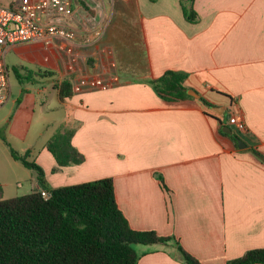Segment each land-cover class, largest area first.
<instances>
[{"label": "crops", "instance_id": "crops-1", "mask_svg": "<svg viewBox=\"0 0 264 264\" xmlns=\"http://www.w3.org/2000/svg\"><path fill=\"white\" fill-rule=\"evenodd\" d=\"M181 1L67 0L52 18L75 30L73 41L8 48L10 77L28 79L16 87L10 79L0 126L17 131L23 114L26 131L35 115L56 133L71 130L82 163L54 171L55 132L25 149L51 187L112 177L133 229L176 238L201 264H226L264 247V0H195L197 22ZM167 70L186 72L197 95L161 98L147 81ZM64 79L73 94L61 99ZM237 111L243 147L231 137ZM29 178L31 192L39 189L37 172ZM138 250V264H186L174 240Z\"/></svg>", "mask_w": 264, "mask_h": 264}, {"label": "trees", "instance_id": "trees-1", "mask_svg": "<svg viewBox=\"0 0 264 264\" xmlns=\"http://www.w3.org/2000/svg\"><path fill=\"white\" fill-rule=\"evenodd\" d=\"M194 1H181L191 22L199 20ZM27 72L30 77L39 73ZM16 77L20 82L28 79L19 71ZM187 77L186 72L167 70L147 82L161 98L175 102L192 97L184 84ZM59 89L61 99L73 94L70 80H62ZM72 135L71 130H59L49 140L47 147L58 163L54 171L85 160L72 144ZM239 136L238 132L231 135L237 145ZM10 152L15 160L37 172L39 189L5 198L0 183V264H138L139 245L167 244L171 240L186 264H201L176 238L133 229L118 206L112 177L51 187L43 167L29 159L30 150L20 153L11 147ZM43 191L49 196L45 197ZM258 263L264 264V247L250 249L226 264Z\"/></svg>", "mask_w": 264, "mask_h": 264}, {"label": "built area", "instance_id": "built-area-1", "mask_svg": "<svg viewBox=\"0 0 264 264\" xmlns=\"http://www.w3.org/2000/svg\"><path fill=\"white\" fill-rule=\"evenodd\" d=\"M67 0H21L18 6L0 4V106L7 100L10 75L6 65V52L17 44L41 42L50 44L56 39L73 41L75 30L53 21L56 14L68 10ZM53 17V18H52ZM238 133L247 132L241 112L229 118ZM45 197L49 193L43 191Z\"/></svg>", "mask_w": 264, "mask_h": 264}, {"label": "rangeland", "instance_id": "rangeland-1", "mask_svg": "<svg viewBox=\"0 0 264 264\" xmlns=\"http://www.w3.org/2000/svg\"><path fill=\"white\" fill-rule=\"evenodd\" d=\"M19 0H0V4L10 6L11 2L18 3ZM11 83L15 87L19 85V80L14 77L11 72ZM21 84V83H20ZM228 112H226L227 114ZM3 112L0 111V119ZM29 122L28 116L19 115L17 117V131H6L0 126V179L6 183V198H11L16 195H24L31 192V183L29 176L36 171L25 167L22 162L15 160L10 154V148H14L20 153H25L27 147H34V150H39L42 145L56 133L54 126L45 128V120L35 115L30 122L29 128L24 129ZM45 128V129H44ZM43 130L44 134L39 136L37 131ZM25 136V137H24ZM35 154H32L29 159L32 160ZM16 180L21 183L20 187L16 186ZM10 183V185L7 184Z\"/></svg>", "mask_w": 264, "mask_h": 264}, {"label": "water", "instance_id": "water-1", "mask_svg": "<svg viewBox=\"0 0 264 264\" xmlns=\"http://www.w3.org/2000/svg\"><path fill=\"white\" fill-rule=\"evenodd\" d=\"M189 93L191 95H197V93L193 90H189ZM224 131L229 133V134L233 133V129L230 126L224 127ZM237 141H238L239 147H243L244 145H246L245 142L241 138H238Z\"/></svg>", "mask_w": 264, "mask_h": 264}]
</instances>
